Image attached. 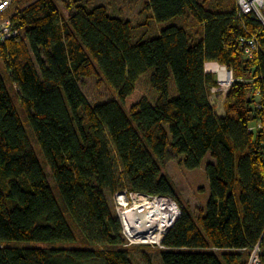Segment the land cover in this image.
<instances>
[{"label": "trees", "instance_id": "16d2710c", "mask_svg": "<svg viewBox=\"0 0 264 264\" xmlns=\"http://www.w3.org/2000/svg\"><path fill=\"white\" fill-rule=\"evenodd\" d=\"M9 1L3 17L18 36L0 42V264H133L107 192L175 200L164 166L194 170L206 156L210 197L195 215L180 207L156 249L161 263L250 264L257 248L264 264V26L256 17L223 2L145 0L157 24L190 18L195 31L171 25L134 42L137 26L104 5L73 0L63 17L59 0ZM250 38L259 45L251 56ZM207 63L232 74L221 116ZM90 78L114 98L92 105L81 89Z\"/></svg>", "mask_w": 264, "mask_h": 264}, {"label": "rangeland", "instance_id": "374dc122", "mask_svg": "<svg viewBox=\"0 0 264 264\" xmlns=\"http://www.w3.org/2000/svg\"><path fill=\"white\" fill-rule=\"evenodd\" d=\"M73 0H59L57 2L58 8L63 17L68 15L66 10V5L70 4ZM89 6L104 5L107 7L109 13L112 16L127 19L131 23L137 26L133 33V41L138 40H148L156 38L160 35L163 28L175 25L181 28H188L190 32L195 31L194 25L190 18H176L169 22L163 24H157L151 17V14L143 10V5L145 0H86ZM201 2L204 0H200ZM237 0H206L207 4L214 7L216 3L223 2L228 5L227 9L235 7ZM208 64V63H207ZM206 70V69H205ZM216 80L218 79L215 73L210 72ZM6 86L10 90V82L5 79ZM218 86L212 89L210 96V102L215 108V113L219 116L224 114L223 100L227 92V83L222 84L218 82ZM81 89L87 100L92 104H99L110 101L114 98V94L109 89V87L104 84H98V79L90 78L83 80L81 84ZM13 100L17 105V98L13 92L10 90ZM26 132L29 136L31 144L36 152L39 162L41 163L45 174L47 176L49 185L56 199L60 201L57 186L53 177L50 174L49 168L45 165L43 155L41 153L40 147L32 137L29 127L24 123ZM210 162L209 156H206L200 166L194 170H187L178 164L177 160L168 162L163 168V174L171 180L173 183L176 203L180 207L187 208L194 215L196 210L199 208H204L209 197H210V187L205 174V165ZM107 201L109 208L112 209V197L111 193L107 192ZM193 216V215H192ZM18 246L32 247L39 246L45 247L46 244L36 243V242H18L15 243ZM131 249V261L133 264H162L158 253V250L147 245H135L130 246Z\"/></svg>", "mask_w": 264, "mask_h": 264}, {"label": "built area", "instance_id": "2783aa9c", "mask_svg": "<svg viewBox=\"0 0 264 264\" xmlns=\"http://www.w3.org/2000/svg\"><path fill=\"white\" fill-rule=\"evenodd\" d=\"M10 3L9 0H0V42L18 36V31L10 19L3 17V13L8 9ZM236 5L240 14L254 15L264 26V0H237ZM244 45L250 56L259 49L258 42L254 38L246 40ZM227 72L230 75L227 82L228 89L233 79L231 71L227 70ZM112 207L120 223L126 246L147 245L155 249H163L164 236L180 216L179 206L172 198L127 189L113 195ZM137 217H142L146 222L139 221ZM256 251L257 248L254 250L250 264H259L254 256Z\"/></svg>", "mask_w": 264, "mask_h": 264}, {"label": "bare ground", "instance_id": "6f19581e", "mask_svg": "<svg viewBox=\"0 0 264 264\" xmlns=\"http://www.w3.org/2000/svg\"><path fill=\"white\" fill-rule=\"evenodd\" d=\"M205 69H206L205 70L206 72L215 73L217 75L218 81L220 83L226 84L229 81V78H230L229 73L227 72V70L225 68L220 67L218 64H216V63H208L205 66ZM137 218L139 219V221L146 222V220L142 219V217H137ZM137 218H134V219H137ZM157 220H159V219H157Z\"/></svg>", "mask_w": 264, "mask_h": 264}]
</instances>
